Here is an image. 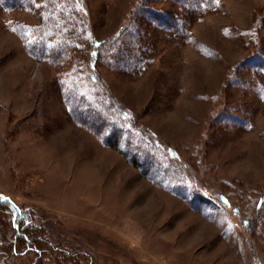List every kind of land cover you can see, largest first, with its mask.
Returning <instances> with one entry per match:
<instances>
[{"label": "rangeland", "instance_id": "obj_1", "mask_svg": "<svg viewBox=\"0 0 264 264\" xmlns=\"http://www.w3.org/2000/svg\"><path fill=\"white\" fill-rule=\"evenodd\" d=\"M139 1L83 0L95 49L133 27L116 43L123 58L97 60L99 85L153 132L191 188L152 183L75 124L54 65L0 21V199L33 213L44 249L0 254V264H50L62 251L84 264H264V208L254 207L264 193V0H219L196 21L188 0L151 1L189 22L186 40L139 13ZM2 17L40 19L25 8ZM72 70L63 79L79 76ZM6 208L0 230L11 226Z\"/></svg>", "mask_w": 264, "mask_h": 264}, {"label": "trees", "instance_id": "obj_2", "mask_svg": "<svg viewBox=\"0 0 264 264\" xmlns=\"http://www.w3.org/2000/svg\"><path fill=\"white\" fill-rule=\"evenodd\" d=\"M151 1L153 0H140L136 10L139 13L145 11L149 20L157 27H162L186 40L190 35L189 22L172 12L152 6ZM180 1L191 6V15L189 13L188 15L192 16L193 21L215 11L219 3V0H188V3L184 0ZM21 8L38 12L40 19L37 22H28L2 17L0 19L2 28L16 34L31 57L54 65L59 77L58 84L62 89V102L70 119L75 124L88 129L104 146L120 152L152 183L158 186L166 184L173 192L179 190L178 188H191V181L184 170L164 151L153 132L99 85L101 79L96 65L97 60L101 58L112 64L126 55L124 47L116 43L126 41L133 28L132 22L128 21L124 24L110 39L100 41L98 48L95 49L86 30L83 0H0V10L17 11ZM84 12L87 13L86 10ZM131 20L136 18L132 17ZM83 39L89 44L84 45ZM86 45L89 47H85ZM70 65L73 66L72 71L79 76H71L68 73L67 75L70 76L63 79ZM74 76H77V79H74ZM0 106L3 104L0 103ZM172 147L170 148L177 152ZM226 185L229 187L228 183ZM236 186L238 190H243L239 185ZM222 188L225 190V185ZM221 193L231 209L240 215V207L236 205L230 191L225 190ZM246 199L248 205L249 199L248 197ZM0 204L7 206L5 212L10 214L8 219L11 225V228L6 226V221L3 223L2 231L0 230V254L17 253L19 249L22 250L20 253L30 250L42 254L44 249L35 248L43 240L37 232L39 225L35 223L33 213L25 207L15 205L8 198L0 199ZM254 207L257 211L264 208V193L257 198ZM250 219L241 217L245 225H250ZM254 221L256 223L257 218ZM50 244L52 246L48 243L46 247L54 250L55 252L51 251V254L55 256L57 249H54L53 242L50 241ZM60 254L63 256L61 257ZM60 254L57 260L51 261L50 264L85 263L83 255L65 251Z\"/></svg>", "mask_w": 264, "mask_h": 264}]
</instances>
